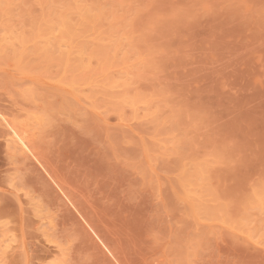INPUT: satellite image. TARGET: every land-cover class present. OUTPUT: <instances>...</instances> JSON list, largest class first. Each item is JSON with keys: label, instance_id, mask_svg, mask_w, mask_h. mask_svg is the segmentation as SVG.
I'll return each instance as SVG.
<instances>
[{"label": "rangeland", "instance_id": "obj_1", "mask_svg": "<svg viewBox=\"0 0 264 264\" xmlns=\"http://www.w3.org/2000/svg\"><path fill=\"white\" fill-rule=\"evenodd\" d=\"M26 259L264 264V0H0V264Z\"/></svg>", "mask_w": 264, "mask_h": 264}, {"label": "snow or ice", "instance_id": "obj_2", "mask_svg": "<svg viewBox=\"0 0 264 264\" xmlns=\"http://www.w3.org/2000/svg\"><path fill=\"white\" fill-rule=\"evenodd\" d=\"M25 255L27 256L28 254L25 253ZM24 264H37V262L35 260H33V259H26L24 261Z\"/></svg>", "mask_w": 264, "mask_h": 264}]
</instances>
